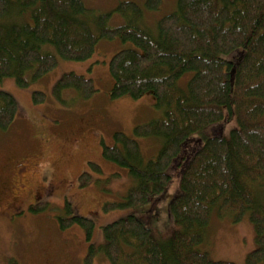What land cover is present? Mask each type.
I'll return each mask as SVG.
<instances>
[{
  "label": "trees",
  "instance_id": "1",
  "mask_svg": "<svg viewBox=\"0 0 264 264\" xmlns=\"http://www.w3.org/2000/svg\"><path fill=\"white\" fill-rule=\"evenodd\" d=\"M160 2L145 0L144 6L156 10ZM114 12L122 25H110L111 13L84 0H0V82L11 77L25 88L46 74L57 64L49 46L64 60L84 61L100 40L133 44L108 61L109 95L138 99L148 93L160 114L134 126V137L115 131L120 147L103 145V157L127 168L132 180L120 200L103 203L104 212L151 201L150 210L141 208L143 217L165 196L167 170L180 173L181 191L167 204L178 228L167 240L131 214L103 226L104 242L89 243L84 263L99 254L111 264H234L211 260L197 248L215 210L233 221L248 216L256 247L245 264H264V0H177L152 29L141 24L143 10L135 2L121 1ZM65 89L84 99L96 91L91 79L72 72L53 86L61 104L67 103ZM44 98L32 93L34 103ZM17 110L14 96L0 90V130L11 126ZM231 121L236 126L224 136L221 129ZM151 136L160 147L143 161L136 137ZM88 180V172L79 174L80 186ZM74 223L90 241L92 218L58 217L61 230Z\"/></svg>",
  "mask_w": 264,
  "mask_h": 264
},
{
  "label": "rangeland",
  "instance_id": "2",
  "mask_svg": "<svg viewBox=\"0 0 264 264\" xmlns=\"http://www.w3.org/2000/svg\"><path fill=\"white\" fill-rule=\"evenodd\" d=\"M121 1L138 4L143 10L141 24L151 29L159 18L175 10L177 2L161 0L156 10H147L145 0H84L87 7L111 13L112 26L124 23L122 16L114 12ZM132 46L131 42L100 40L93 55L84 61L64 60L49 46L57 64L46 74L25 88L17 86L11 77L0 82V90L11 93L18 105L11 126L0 130V264H9L11 258L16 264H85L89 243L99 246L104 242L103 226L131 214L140 218L142 207L150 210L151 201L106 212L102 208L105 202L120 200L132 184L127 168L103 157V145L120 147L113 139L115 131L134 137V126L160 114L148 93L138 99L109 95L113 79L108 61L115 52ZM70 72L91 79L96 91L84 99L73 89H65L62 95L67 103L61 104L52 94L53 86ZM189 76L185 75L180 83ZM34 91L44 93L43 102H33ZM234 126V121L226 123L221 129H225L223 135L227 136ZM136 140L143 161L156 155L158 137ZM89 161L99 165L101 171L92 170ZM83 171L88 172L89 180L80 186L78 176ZM167 171L171 178L165 196L153 211L140 218L161 241L178 228L167 204L181 191L180 173L172 168ZM66 202L70 212L65 209ZM74 215L93 219L90 241L77 223L63 230L59 227L58 217ZM244 215L233 221L229 215L217 217L213 210L197 248L207 252L211 260L245 264L256 242L253 226ZM92 264L111 263L97 254Z\"/></svg>",
  "mask_w": 264,
  "mask_h": 264
}]
</instances>
